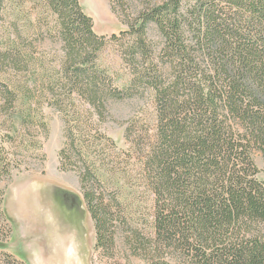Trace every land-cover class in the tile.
<instances>
[{
    "label": "trees",
    "instance_id": "trees-1",
    "mask_svg": "<svg viewBox=\"0 0 264 264\" xmlns=\"http://www.w3.org/2000/svg\"><path fill=\"white\" fill-rule=\"evenodd\" d=\"M36 1L58 17L66 56L59 84H1L3 109L18 116L13 128L25 127L35 110L20 105L21 93L42 101L60 90L66 100L75 95L104 110L148 91L156 134L143 156L142 179L155 196L154 225L146 241L133 242L135 250L144 249L146 264H264V182L255 161L258 153L264 157V0H139L142 10L128 18L129 31L111 39H129L133 76L123 87L98 69L107 41L95 34L79 0ZM111 1L125 12V0ZM14 2L0 0V30ZM150 25L159 46L148 40ZM10 45L0 34V73L27 72L31 61ZM5 163L0 158L4 179L11 176ZM88 177L82 184L97 247L108 248L115 215L95 191L87 192L90 183L97 187Z\"/></svg>",
    "mask_w": 264,
    "mask_h": 264
},
{
    "label": "rangeland",
    "instance_id": "rangeland-1",
    "mask_svg": "<svg viewBox=\"0 0 264 264\" xmlns=\"http://www.w3.org/2000/svg\"><path fill=\"white\" fill-rule=\"evenodd\" d=\"M79 1L93 19L95 34L107 41L98 55V69L115 85H127L133 76L126 61L129 39H111L129 31L128 18L140 13V1L125 0V12L111 0ZM7 12L0 34L33 66L27 72L0 73V158L11 165V176L0 178V244L10 248H0V264H146L144 249L135 250L133 242L143 243L153 235L155 196L142 179V164L156 134L154 99L142 89L99 110L82 97L64 99L67 95L60 90L42 101L28 100L21 93L25 98L20 105H33L35 110L31 118L26 109L21 111L32 121L14 129L12 121L18 116L3 109L1 84L8 80L16 87L55 80L59 84L66 55L58 17L43 1L15 0L7 4ZM148 40L160 45L155 25L149 27ZM57 103L67 111L58 110ZM255 161L257 177L264 182L263 155L256 154ZM88 176L97 179V187L89 182L87 192L95 191L115 215L114 244L108 248L97 247L82 184ZM21 250L26 261L18 257Z\"/></svg>",
    "mask_w": 264,
    "mask_h": 264
},
{
    "label": "crops",
    "instance_id": "crops-1",
    "mask_svg": "<svg viewBox=\"0 0 264 264\" xmlns=\"http://www.w3.org/2000/svg\"><path fill=\"white\" fill-rule=\"evenodd\" d=\"M80 245H81V244H80ZM6 249H10L9 246H8V247L6 246ZM79 250H80V246L78 247V251H79ZM21 251L23 252V254H22V252H19V251H18V252H17V253H18V257H20L21 259H23V260L26 261L28 257L25 255V252H24L23 250H21ZM79 252H80V251H79ZM77 253H78V252H77ZM71 257L73 258L74 256L72 255ZM69 259H70V257H69ZM70 262H72V261H70ZM69 264H71V263H69Z\"/></svg>",
    "mask_w": 264,
    "mask_h": 264
},
{
    "label": "flooded vegetation",
    "instance_id": "flooded-vegetation-1",
    "mask_svg": "<svg viewBox=\"0 0 264 264\" xmlns=\"http://www.w3.org/2000/svg\"><path fill=\"white\" fill-rule=\"evenodd\" d=\"M0 248H2V250H5L6 249V246H0Z\"/></svg>",
    "mask_w": 264,
    "mask_h": 264
}]
</instances>
